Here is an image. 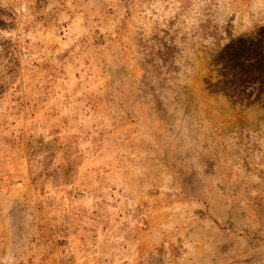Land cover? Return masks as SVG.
<instances>
[{"label":"rangeland","instance_id":"obj_1","mask_svg":"<svg viewBox=\"0 0 264 264\" xmlns=\"http://www.w3.org/2000/svg\"><path fill=\"white\" fill-rule=\"evenodd\" d=\"M0 264H264V0H0Z\"/></svg>","mask_w":264,"mask_h":264}]
</instances>
